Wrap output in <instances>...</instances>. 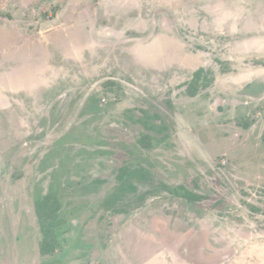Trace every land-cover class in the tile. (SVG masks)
Here are the masks:
<instances>
[{"label": "rangeland", "instance_id": "obj_1", "mask_svg": "<svg viewBox=\"0 0 264 264\" xmlns=\"http://www.w3.org/2000/svg\"><path fill=\"white\" fill-rule=\"evenodd\" d=\"M47 1L0 0V18L34 32ZM69 1L77 21L131 26L132 51L161 11L189 16L178 29L192 20L191 0H181L184 13L174 0H125L130 19L102 3L96 13L98 0ZM202 1L219 24L239 22L224 27L250 50L208 58L196 97L181 95L190 57L152 67L146 46L127 56L126 31L111 50L93 33L82 46L78 30L69 31L78 51L35 41L2 55L0 264H264V68L249 72L264 58V0ZM50 194L42 212L60 210L45 220L55 248L43 253L36 209Z\"/></svg>", "mask_w": 264, "mask_h": 264}, {"label": "crops", "instance_id": "obj_2", "mask_svg": "<svg viewBox=\"0 0 264 264\" xmlns=\"http://www.w3.org/2000/svg\"><path fill=\"white\" fill-rule=\"evenodd\" d=\"M17 1H20L23 4L30 3L26 2V0ZM124 1L125 0H98L94 4V11L98 13V6L102 3L101 5L111 7L112 10L121 14L123 11L120 12V9H123L125 11L127 7V3ZM206 1L213 2L214 0ZM20 2L19 4L21 5ZM56 2L60 4L56 6ZM191 2H193V11L190 14L192 20L186 23L183 30L180 28H176L179 24L178 18L180 19L182 17L183 19V16L186 18L188 15L185 16L181 14L177 17V19H175L174 17L170 16L169 9L164 12V15L163 11H161L160 16H153L151 19H148L144 22L146 29L149 28L151 30V33L149 37L146 38V41L141 39L143 42L142 45H139L140 50L132 51V49H128V47L130 46V43H134L136 38L130 37V35H132L131 32L133 31V29H131V26L127 25L124 27L123 25L118 24L119 22L116 20H113V22L105 21L104 23L99 24L96 21L94 22L86 18L77 21V6H72L69 0H49L47 2L38 4L35 8L38 13V18L34 20V23L37 24L36 30L34 32H28L30 28L26 29V27L23 29L17 28L15 30H10L9 27L16 24L14 19L3 17L0 18V37L1 40H3L2 45L0 46V58L3 57V54L8 55L10 51L9 49L11 47L22 48L25 45L34 46L35 41H37L38 43L41 42L46 47L54 43L59 45H67V47L70 46L68 48L69 50L78 51V40H76L75 42L70 36V32L76 34L78 30H82V34L84 35H82L81 39H79L82 42V46L86 41L84 40V37H86L87 35V37L89 38L91 36V33H93L92 40L89 38L91 42H98L100 44L99 48H109L110 50L116 47H121L120 45L114 44L123 40V38L121 37L126 31V38L124 39V43H127V45H125V49H128L129 52L127 56L138 55L137 57H141L144 53L142 47L146 46L145 57L147 58V63H149L150 60V65H152V67L158 66L159 63L161 64V66H172L176 67L177 69L181 66L186 67L184 63V57L187 56L190 57L192 61L190 63V68H188L191 73H195V71L200 68H202L204 71H208L209 62L207 61V59L209 58L210 60L212 56H221L224 55V53L228 54V51L229 53L231 52L230 54L232 55L233 53L235 55H241V53H246L247 55H249V40L235 37L233 34L237 33L232 34V30L224 27L226 24L239 22H235L230 19L226 22L223 21L222 24H219V21L212 19V16L207 17L203 10H199L200 4H203L202 0H191ZM223 3L224 1L220 3V10L223 9ZM7 4L8 2H6V4H3V6L1 5L0 7H6ZM175 4L176 6H181L179 8L175 7L178 8L176 11L184 13L185 8L182 5L184 4V2L181 0H174L171 6ZM52 8H54V13L51 14L49 12L48 17L42 18L41 14H44L46 11H48L49 9L51 10ZM67 8L70 9L68 12L70 13V15L66 14L68 17L64 15V13L67 12ZM126 12L129 13V11H125V16H127L126 18L130 19L131 17L129 16L133 13L127 15ZM202 15H204L205 17L201 18ZM75 20L76 24H74ZM121 22L122 24H124L125 20H121ZM2 24H5L6 26ZM74 25L75 27L73 28ZM170 26H175V28L177 29V33L175 34V36H170ZM113 36H115L114 44H112L113 41L111 42V40H109ZM56 37L59 38L56 39ZM73 37L79 38L78 36L74 35ZM159 37L161 38V40L159 39ZM167 39L170 42L165 43V40ZM13 40H16L17 43H13ZM169 47H171L173 50H169ZM110 50H108V54L110 53ZM257 50V53L260 54V49ZM195 59H197L198 62H196ZM263 59L264 58L260 59L261 62L256 63L258 66L250 67L249 72L255 71L258 73L259 71H261V69L264 68ZM151 71L156 70H153L151 68ZM259 77L264 80V77L262 75H260ZM249 79L251 78L247 76V80ZM181 95H186L187 97L189 96L186 93ZM197 95L198 93L195 96L189 97H196ZM65 99H67L66 96H64V98L62 99L59 98L58 101H61V104H64Z\"/></svg>", "mask_w": 264, "mask_h": 264}, {"label": "trees", "instance_id": "obj_3", "mask_svg": "<svg viewBox=\"0 0 264 264\" xmlns=\"http://www.w3.org/2000/svg\"><path fill=\"white\" fill-rule=\"evenodd\" d=\"M203 72H204V70L202 68L198 69L193 74L192 79L188 82L186 89H187V94L189 96H195L198 93L199 88H197V86H196V80L199 78L200 74ZM190 84H192V86ZM207 86H208V84L206 83V84L202 85L200 88L205 89ZM243 126L245 127L246 125H243ZM51 198H52L51 194L46 195L45 198L42 199L38 203L39 205L36 209V214H37V218H38V222H39V226H40V231L42 234V242L40 244V250L43 253H51L54 251V248H55V245H52L51 242L49 241L50 233L51 234L53 233L52 229L45 226V220L48 217H51L52 213L57 214L58 211L60 210V207L58 204H56L54 208L50 209L49 214H47V215H45L42 212L43 208L45 206V203H47V201H49Z\"/></svg>", "mask_w": 264, "mask_h": 264}]
</instances>
